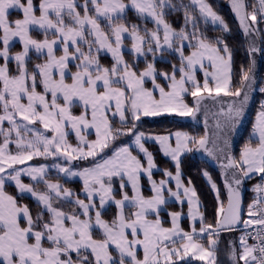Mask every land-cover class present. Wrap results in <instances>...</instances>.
Listing matches in <instances>:
<instances>
[{
    "label": "snow or ice",
    "instance_id": "6c2138e0",
    "mask_svg": "<svg viewBox=\"0 0 264 264\" xmlns=\"http://www.w3.org/2000/svg\"><path fill=\"white\" fill-rule=\"evenodd\" d=\"M88 3L89 0H84L82 5L84 13L81 15L77 11L79 5L76 0H40L38 9L40 14L37 16L33 0H0V43L3 44L0 48V58L5 61L0 65V109H2L0 136L3 137V142L0 143V259L3 264H117L109 251L110 246L113 245L120 254L118 264H125L126 257L130 258L129 264H178L188 256L205 261L206 264H215V249L218 243L216 238L221 231L235 230V226L241 222L246 229L257 226L253 236L257 243L248 244V238L252 233L242 234L239 237V247L242 250L239 260L244 261V264H264V184L257 185L254 189L258 196L248 206L249 219L244 221H241L239 191L242 178L248 177L251 173L264 174V103L261 104V110L254 124L253 134L258 138L256 146L246 144L239 159L231 155L226 156L227 163L223 167L233 170L232 180L230 182L225 180L228 193L226 206L219 200L217 186L214 183L211 185L217 193L219 202L215 224L205 222L199 212L195 190L184 187L180 181V157L183 153L193 150L190 145L209 151L206 148L207 136L196 138L177 131L153 138L164 155L170 156L176 163L177 191H172L171 188L167 190L177 200H181L182 195L187 198L189 216L193 221L199 218V234H207L208 248L196 241L195 237L198 233L195 223L191 232H185L180 228L178 220L181 213L179 212L170 214L173 225L171 228L162 227L159 218L154 221L147 219L149 212L159 215V206L165 203L164 191L167 181L162 180L159 184L151 181L154 159L152 153L142 143L148 137L142 132L135 131L136 121L141 117L174 113L180 117L195 119L201 110V92L211 94L213 91L210 88V79L215 83L214 90L217 95L223 92L224 96L232 98L226 108L223 106L220 108L218 115L225 118L226 125L235 126L243 117L250 99L249 91L252 90L255 82L252 76L253 68L250 66L247 70H241L239 85L233 87L232 57L228 46L224 44L220 47L222 42L219 40L216 44L209 43L205 38L197 37L194 31L191 38L197 43L191 45L194 49L191 54L185 56L183 46L176 49L181 57V66L178 69L180 78L177 79L175 67L171 75L161 74L165 79L170 80L169 90L166 91L156 83L155 69L151 64L138 76L121 55L123 34H130L134 41L133 49L140 55L144 54L142 45L145 43V37L139 34L135 25L130 30L124 24L115 22L128 7L123 0H90L94 9L93 15L89 14ZM192 4L199 7L200 13L205 18H210L213 24L219 23L223 30L227 31L224 20L204 0H192ZM170 6L169 0H131L132 8L138 13L152 17L157 24L156 31L146 33L150 37L148 51H153L151 47L153 41L157 49L161 47L160 26L163 28V42L168 47H172L174 37L181 41L189 40V35L183 30L177 33L165 22L163 9ZM232 7L240 19L245 34L256 32L255 25L264 22V0H258V6H252L251 13L246 11L248 6L244 0H233ZM10 10L21 11L23 18L10 21ZM100 18L109 22L115 46L110 35L101 28ZM185 19L186 21L189 19L187 11ZM86 26L88 35L94 37L91 41L85 38ZM193 27H196L195 23ZM33 29L43 30L46 38L42 41L33 39L30 35ZM50 32L54 39L47 38ZM14 38H18L22 43L23 51L10 57V41ZM58 42L63 46V55L59 57L55 55V46ZM80 42L88 44L87 52L80 47ZM93 45H99V48H106L112 53L115 64L111 68L100 66L98 59L92 53ZM70 46H74V52L69 51ZM30 49H35L37 53L46 50L47 54L46 62L37 64L31 73L26 66ZM250 51L255 53L258 49L253 46ZM10 59L16 61L17 75L9 74ZM70 59L79 63L76 65L77 71L71 73V83H66L65 73ZM205 59L208 61L207 67L212 69L211 72L205 67ZM197 66L204 71L202 86L195 78ZM54 70H58L59 79L55 78ZM38 76L44 89L42 93L37 91ZM145 77L152 78L153 90L144 87ZM189 83L191 89L185 86ZM156 89L159 91V99L154 95ZM259 91L264 93V86H261ZM187 93H190L195 100L193 106H189L184 101V95ZM49 94H51L50 101ZM25 99L27 103L23 102ZM61 99L63 103L59 102ZM75 101H79L83 108V112L78 116L73 115L71 111ZM113 108L115 110L112 111V115L119 116L122 126L131 123L126 130L115 128L109 120L108 113ZM5 121L9 125L8 128L3 127ZM37 124L42 125L45 131L34 127ZM68 126L75 130L78 140L76 146L69 144L66 139L65 129ZM216 127L222 128L219 121ZM89 128L95 129L94 141H88L81 135L82 129ZM123 135L134 136L133 143L146 158L147 168L138 156L132 154L129 145L113 150L111 156L102 158L92 167L84 168L82 171L74 172L69 168H59L61 172L80 176L84 181L88 202L75 200V204L80 209L79 213L75 211L69 213L53 207L52 193H55L57 198L63 196L65 200L73 195L60 184L44 181L48 191L37 192L31 185L21 182L22 174L28 175L34 181L43 180L44 166L21 169L14 167L23 165L37 156L62 155L69 164L73 160L95 158L109 148L112 141ZM173 137L175 146H173ZM11 144L15 145V153L10 151ZM209 155H212L211 151ZM9 169L11 171H8ZM142 172L147 173L152 182L154 195L150 199H145L140 194L139 179ZM165 175L172 178L170 172H165ZM113 177L121 179V189L130 184L134 195L129 198L125 192L123 199H114L111 183ZM6 180L15 181L21 193L27 192L36 197L37 201L44 205L50 218L45 220L43 213H40L33 219L27 206H19L17 199L5 192ZM95 196H99L101 209L109 200L119 208L117 217L111 223L102 219L101 211L95 210ZM126 201L137 209L133 213L134 218H127L124 214ZM93 210H95L94 224L91 216ZM81 216L85 218L81 219ZM22 220L26 222V226H22ZM38 225L39 230H37ZM94 225L102 230V239L93 238ZM129 229L133 237L131 240L128 238ZM141 233L143 239L138 238ZM174 237L180 238L179 247L174 246L177 244ZM44 241H47L49 246L45 247ZM166 242H170L173 246L169 247ZM137 246L143 248L142 260L137 259ZM81 250H90L94 259L89 260L88 256L81 255ZM73 252L77 254V260L72 259ZM257 252L259 255H254ZM232 258L236 259L235 247H232Z\"/></svg>",
    "mask_w": 264,
    "mask_h": 264
},
{
    "label": "trees",
    "instance_id": "16d2710c",
    "mask_svg": "<svg viewBox=\"0 0 264 264\" xmlns=\"http://www.w3.org/2000/svg\"><path fill=\"white\" fill-rule=\"evenodd\" d=\"M126 1V0H123ZM206 3L212 8V10L220 16L225 24L227 25V31L219 28H214L210 26L209 24L205 23L200 15V13L197 11V9L189 2V0H169L170 7H165L163 9L164 14V20L166 23H168L175 32H180L183 30L186 34L189 35V40L187 42L189 45L186 48H183L184 54H187L189 51H191L193 48L191 45L196 44V40L191 38V34L195 31L196 36L199 38H205L207 42L216 44V42L219 40L222 43L219 45L220 47H223L224 44H226L231 52V78H232V86L236 87L239 85V79H240V72L241 70H247L250 67V59H249V52L248 48L246 46V40L241 32L238 23L233 16L230 7H229V0H205ZM77 3L84 2V0H76ZM90 3V2H89ZM246 5L248 6L247 9H251L252 0H246ZM91 6V5H89ZM88 6V8H89ZM90 9V8H89ZM77 11L83 15L84 10L81 8V6H78ZM188 13L189 19L186 21L185 19V13ZM38 8H36V15H38ZM90 15H93L92 10L89 11ZM21 18V14L18 12H11L9 14V20L14 21L15 19ZM116 23H121L127 26L130 30L133 25H135L139 31V34L141 36L145 37V43L143 44L144 50H146L147 46H149L148 40L149 36L146 35V33L150 34L153 31H156L154 24L147 18L135 13L134 11L128 9L124 13V15L121 16V18ZM193 23H195L196 27H193ZM264 22L257 23L258 27L259 25L263 24ZM101 28L107 32L111 36V30L109 28V22L107 20L100 19ZM259 38L260 42H263L262 45H264V38L260 37L262 29H259ZM30 35L33 39L42 41L46 38V35L44 31L40 30H31ZM264 35V33H263ZM47 38L49 40L54 39L55 37L50 33L47 34ZM85 38L90 41L91 36L88 35L87 30L85 31ZM181 42L180 39L175 38L173 45L170 49L163 50L160 53L157 52L155 49V46L153 47V51H147L143 58L141 59H135L134 56L128 52V50L123 51L122 56L126 63L129 65V67L136 73H138L140 70L144 69L147 65L153 64L154 68L158 73H168L169 75L172 74L173 68H180L181 66V58L177 53V48L179 47V43ZM88 44H85L83 42L80 43V47L85 51V47ZM96 47V45H93V49ZM1 48V44H0ZM14 50H21V47L17 42L13 43L10 47L9 51ZM70 50V49H69ZM95 50V49H94ZM61 51V50H60ZM55 52L60 54L59 50L56 49ZM93 55L96 56V58L99 61V64L101 67L105 68H111L114 65V61L107 55L101 54L98 51H92ZM157 54H159V57H156ZM46 57L44 55H37L34 52H29L28 58L26 60V66L29 70V73H31L35 68L34 66L37 64H42ZM9 70L12 74L15 73V66L13 62H8ZM70 71L76 72L77 67L74 64H71L69 66ZM264 70V62L261 63L260 70ZM178 73L176 72V76ZM69 79V78H68ZM159 77L157 78V81H159ZM148 86V84H147ZM37 91L41 90V85L39 82V78L37 77ZM259 95H262L261 92ZM256 98V97H255ZM192 99H194L190 94H187L185 97V102L189 105L192 104ZM258 99H255L253 102V108L252 112L250 114V117L247 119L245 124L243 125L239 140L235 146L234 151L232 154L234 156L238 155V144L243 140V137L247 134L251 120L253 111L256 107V102ZM72 111L74 114H78L81 109L78 106H73ZM113 126L115 128H123V130H126V127H130L131 123L129 122L126 126H122L121 122L117 119H109ZM136 132H142L145 134H165L169 133L175 130H182L187 132L189 135L194 136V131L202 130L203 128L200 125H196L193 123L192 120L189 122H182L179 119L176 118H169V117H162L157 119H141L140 121L136 122ZM203 131V130H202ZM200 134V133H199ZM71 137L70 135H68ZM201 136H203L201 134ZM129 138V135H123L122 137H119L115 141L111 142V145L109 148L105 149L101 155H105L109 153V150L119 144H123L127 139ZM2 142V139L0 138V143ZM148 148L151 150V153L153 154V159L155 163L163 168L171 170L172 166L171 164L163 159L161 155L159 154L157 148L154 145L149 144ZM41 160L37 159L36 162H39ZM94 159H86V160H80L74 162V165L77 167H80L82 165H90ZM35 162V161H34ZM203 168H207L211 170V172L216 175L217 171L214 170L211 166H208L204 161L199 160L195 154H193L191 151L185 154L181 161H180V169L182 171L183 177L186 180H189L191 184L193 185V188L200 200V209L201 213L205 219L206 223L215 224L216 220V211L218 208V201L216 197L213 196L211 190L209 189L208 185L205 183L202 175L201 170ZM217 176V175H216ZM48 178H54L61 180L59 176L51 175L49 174ZM259 179V176H254L249 178L245 184V198H244V208L245 210L248 209V206L251 204V202L255 199V191L253 190L254 183ZM25 182V181H24ZM66 184V182H63ZM217 183L219 184L220 188L224 191V187L222 184V181L218 179ZM33 188L35 190L41 189L42 190V184L41 183H34L32 184ZM67 186L69 188H72L73 191L78 192V183L77 182H71L67 183ZM4 190L7 194L12 195L14 198L17 199V203L19 206H27L29 208V211L31 212L33 219L36 218V216L40 213H43V218L45 220L49 219L48 212L43 209L38 203H36L33 199H31L28 196H25L21 193H19L14 186L10 184H5ZM223 202H225V193H222V196L220 197ZM53 207L60 208L62 211L65 212H73L74 205L69 204L68 202L61 201L58 199L52 200ZM172 209H175L173 206H171ZM109 222L112 221V215L113 210H107L102 214ZM181 223L184 227V229L187 230V219L186 217H183L181 220ZM196 229L198 230L200 228V223L195 225ZM37 230H39V225L37 226ZM242 229H235L231 231H221L218 238L217 246H216V259L215 264H234V261L236 264H240L239 260V251L240 248L238 246V240L236 239L235 235L242 234ZM93 238L97 239L99 238V235L95 234L92 231ZM232 235V236H231ZM231 237V238H230ZM230 240H233V243H229ZM203 243L206 244V240H201ZM31 242V241H30ZM44 246L47 247L48 242L44 241ZM233 244V245H232ZM232 247L236 248V259L234 260L232 258ZM73 260H77V254H71ZM81 255L88 256L89 260H93L92 255L87 251H81ZM199 262V261H194ZM1 264V263H0Z\"/></svg>",
    "mask_w": 264,
    "mask_h": 264
},
{
    "label": "rangeland",
    "instance_id": "374dc122",
    "mask_svg": "<svg viewBox=\"0 0 264 264\" xmlns=\"http://www.w3.org/2000/svg\"><path fill=\"white\" fill-rule=\"evenodd\" d=\"M232 2H233V0H230L231 7H232ZM33 3H34V7L39 9L40 0H33ZM77 4L79 6H81V8H83L82 5L84 4V2H80V3H77ZM89 5H90V3H88V6ZM255 5H257V3H255ZM252 6L253 5H251V8H252ZM232 9H233V7H232ZM11 12H18V13L21 14V18H19V19H22L23 18V15H22V12L21 11L10 10V13ZM233 12H234V15L236 16L237 20L239 21L240 30L243 33V35L245 37V40H246V46H247L248 52H249L250 66L253 68L252 76L254 77V81H255L254 84H253V86H252V90L249 91L250 99H249V101H248V103H247V105L245 107L243 117L239 120V122L237 124H235V126H233L231 124L226 125L225 118L223 116L218 115V113H219L220 108L222 106L224 108L227 107L228 103L231 102L232 98L231 97L224 96L223 92H220V94L217 95V93L214 90L215 88H213V87L210 86V88L213 89V91L211 92V94H209L208 92H203V91L201 92V98H202L201 99V110H200V112L197 113L195 119L191 118V120L193 121L194 124H196L197 126L200 125L203 128L202 129L203 131L200 130V132H199L198 130H195L194 131V136L193 135H189L187 132L182 131V130H176V131L170 133V134H172V133H175V132L179 131V132L187 133L189 136H193V137H196V138H200V137L207 136L208 143L206 145V148L209 151L212 152V155H209V151H206L205 149H202L200 151V154H203L204 157H205V159H207V160H209V161H211L213 163H217L218 164L217 170H216L217 171V173H216L217 176L214 175L211 172V170H209L207 168H203L201 170V175H202L205 183L208 185L209 189L211 190L213 196L216 197V199H217V193L212 188L211 185L214 183L217 186V189L219 190V200L220 201H222L220 197L222 196V193L223 194L225 193V190L223 191L220 188V186L217 183V181H218V179L221 180V176L224 175V180L227 179L230 182L232 180V171H233L232 169H225L221 165H222V163H224L226 161V156L231 152V150H232V148L234 146V143L236 141V138H237L238 134L240 136V132H241V129H242L243 125L245 124V122L247 121V119L250 117V114H251L252 108H253L252 106H253L254 100L255 99H258L257 102H256V107H255V109L253 111L252 120H251V124H250L249 130H248L247 134L243 137V140L238 144V155L237 156H234V154H232V156L235 157L236 159H239L240 153H241V151L243 150V148L245 147L246 144H251L253 147L256 146V143L258 142V138H257L256 135L253 134L254 124L256 122V117L258 115V112L261 110V104L264 103V93H261L262 95H259V93H260L259 88L261 86H264V70H262V69L260 70L261 63L264 62V45H262L263 42H260V38H259V32H260V30L259 29L261 28L262 29L261 32H263V30H264V23L261 24V25H259V27L257 25V33H256V35H255V33L245 34V32L243 31V28H242V26L240 24L239 17L236 15V13H235L234 10H233ZM65 19H66V22H68L67 17ZM33 30H40V29H33ZM263 33L260 34L261 35L260 37H262V38H264ZM128 38H130V37H128ZM93 39H94V37L91 36L90 41L93 40ZM15 42H17L19 44V46L21 47V50L9 51V56L10 57H14V55L16 53L23 51V45L19 41L18 38H14L12 41H10V45L12 46V44L15 43ZM0 44H1V48H2L3 47V44L2 43H0ZM124 44L123 45L126 46V47L129 46V43L127 41H124ZM96 46H97V48H99V45H96ZM113 46H115V45H113ZM154 46H155V44H154V42H152L151 43V47L153 48ZM253 46L258 49V51H256L255 53H253V52L250 51V49ZM148 47L149 46H147V48H146L147 51H148ZM55 48L56 49L59 48L58 50H59L60 54L63 55V46H62V44H60L58 42L57 45L55 46ZM60 49L62 51H60ZM85 49H87V50H85V52H87L88 51L87 46L85 47ZM102 49H105L109 53V51L106 48H102ZM33 50L35 51V49H30L29 52H33ZM73 50H75V49H73ZM92 51H95V50L92 48ZM71 52H73V51H71ZM101 53H105V51L104 52H101ZM177 53L180 56V52L177 51ZM35 54H37V55H40L41 54V55L47 56L46 50H44V52H41V53H37L35 51ZM111 57L113 58L112 55H111ZM1 59H3V58H1ZM26 60H27V58H26ZM71 61H73V60H71ZM4 62L5 61L3 60V64H4ZM8 62H13L14 66H15V68H14L15 73L12 74V75H17L18 72H17L16 61L14 59H10ZM76 62L79 63V61H76ZM114 64H115V62H114ZM54 73L59 74L58 70H54ZM65 75H69L71 77V72L69 71V68H68V70H66ZM145 80L151 81V77H145ZM29 83H31V81H29ZM151 84H152V81L150 82V85ZM23 102L24 103H27L26 99ZM192 104L193 105L195 104V101H193V99H192ZM189 106H191V105H189ZM162 117L176 118V119H179V120L180 119H184V118H189V117H180V116L175 115L174 113L173 114H167V113H165L163 115L155 116V117H141V119H144V118H147V119H157V118H162ZM205 120H207L206 123H205ZM217 121L220 122V124L222 125V128H219L218 129L216 127ZM136 122H138V121H136ZM34 127L39 128L41 131H45L43 129V126L42 125L37 124ZM90 129H91V132L92 131L93 132L95 131V129H92V128H90ZM65 130L67 132V135L69 133L72 134V136L74 137V140L76 141L75 143H72V142L68 141V139L66 138L67 141H68V143L71 144V145H73V146H76L78 144V140H77V137L75 135V131L73 129H71V128H69L68 130L67 129H65ZM83 131H85V129H83ZM46 134L51 135V133H46ZM201 134L203 136H201ZM81 135H83V132H81ZM144 135H145V137H148L147 140L142 141V143H144V146L146 147L145 142L146 143H149V144H155L157 150L159 151V154L161 155V157H163L164 159H167L168 157H166V155H164V153L161 150L159 144L156 141L154 142L153 140H151L152 138H154L156 136H160V135H157V134H145V133H144ZM29 136H31V134H29ZM120 137H122V136H120ZM129 137H131V141L129 143H127V144H124V145H129L131 149L135 150V154L144 163L143 164L144 167L147 168L146 158L144 157L143 153H140L139 152V150L136 148L135 144L133 143L134 136L129 135ZM173 140H174V137H173ZM121 146H123V145H121ZM173 146H175V144H173ZM190 147L193 148V150L191 152L194 154V150L196 149V147L195 146H191V145H190ZM146 148L148 149L149 152H151V150L148 147H146ZM185 153H183V154H185ZM89 158H92V157H89ZM101 158H102V156L100 155L96 160L99 161ZM59 159L63 160V162H65V164H66V161H64V159L62 157L59 158ZM168 159H170V162L172 163V165L175 166V169H174L175 171L170 172V173H172V178H169L167 175H165V172H169V171H166V170L162 169L161 167H159L157 164L154 163L155 164V168H152L151 169V173H152V175H151V181H155L157 184H159V182L162 181V180L163 181H171V183H172V185H171L172 191H177V188H176V179H175L176 172H177L176 163H175V161H173L171 159V157L168 158ZM180 159H181V157H180ZM77 161H80V160H77ZM21 168H22V166H20V165L17 166V169H21ZM59 168L60 167H58V166L55 167L54 168V171L56 172V174L61 175L64 172H61L59 170ZM8 171H11V170H8ZM205 173H207L208 175L207 176L204 175ZM261 175H263V174L251 173L248 177L242 178V184L239 186V189H243L244 188V184H245V182L249 178L254 177V176H259V178H260ZM44 179L43 180H40L38 182H43L44 183V181H45ZM114 179H116V178H114ZM124 180H125V183H127V178L126 177L124 178ZM184 180H185L186 183H188V187H190V188L193 187V185L191 184V182H189V180H186L185 178H184ZM151 181L149 180V178L145 180V182L149 183L150 186L152 187V182ZM118 182H119L118 189L117 188L115 189V187L112 186L113 187V191L115 190L116 192H120V194H119V195H121V198L120 199H123V195H124L125 192L129 196V198H131L134 195V192H133V190L131 188V185L130 184H127V186L124 189H121L120 188V184H121V179L120 178H119V181ZM144 187H146V186L144 185ZM148 189H150L152 193L151 194H145V195H143V197L145 199H150L154 195V192L152 191V188L149 187ZM68 190L74 195L73 190H71L69 188H68ZM165 191H167L168 195L171 196L169 194L168 190L165 189ZM180 191L182 193L183 189L181 188ZM19 193H21V192H19ZM21 194L24 195V194H26V192L21 193ZM184 198H186V197H184ZM75 199H76V197L73 196L72 198L70 197L66 201H70V202L74 203ZM74 205H75V203H74ZM97 205L100 208V204H96V209L95 210H98ZM218 207H219V202H218ZM73 209L77 213L80 212L79 207L76 206V205L73 207ZM95 210L92 211L91 215L93 213H95ZM100 210H103V209H100ZM135 211H137V209L134 208V207H132L130 205V203L127 201V203H125V207H124V214H125V216L129 217L130 215H132V218H134L133 213ZM173 212H179V213H181L180 218L178 220V223L179 224H180V220L183 217L186 216V218H189V208H187L186 212L183 213L182 208H179L178 210H176V209L175 210H172L171 206L170 207L169 206H164L163 209H160L159 210V215L157 216V214H155L154 217L156 219L159 218L160 221L167 220L168 221V226H169V228H171L173 225H172V217H171L170 214L173 213ZM200 214H202V213H200ZM116 217H117V214H115V218ZM94 220L95 219H93V224H94ZM244 220H247L246 219V216L244 217L243 221ZM151 221H154V219H151ZM196 222L200 223L199 220L196 221ZM242 224H243V222H242ZM22 226H26V222L23 221V220H22ZM191 229L187 230V232H191ZM96 231H98V232H96ZM96 231L93 230V232L95 234H97V235H100L101 234V236L103 238V232H102V230L99 229L98 227H96ZM127 232L130 234L131 233V230L129 229V230H127ZM197 233H198V235L195 237L196 238V241L198 243L204 245V247L208 248L209 247V244H208V236H207V234H199V229H198ZM241 235L240 234H238V235L236 234L235 235L236 239L238 240V246H239V237ZM129 236H130V237H128L129 240L133 239V237L131 235H129ZM138 238L139 239H143V234L141 233ZM174 239L177 240L178 237H174ZM201 240H206V244L203 243ZM230 241L233 243V240H230ZM166 243H170V242H166ZM172 246H173L172 244L169 245V247H172ZM174 246L175 247H179V240H177V244L174 245ZM137 249H141V251L139 253L136 251L137 259L142 260L143 259V255H144L143 248L141 246H137L136 250ZM109 251L112 253V256L115 258V260L117 261V264H118V261H119V258H120V254L115 249V246L114 245L113 246H110ZM241 251L242 250L240 249L239 255H240ZM72 254H76V253H72ZM192 259H196V258L193 257V256H188V257H185V259L182 262H183V264H187V262H189ZM215 259H216V251H215ZM129 260H130V258H127L126 257L125 258V264H129ZM198 261H200V263H191V264H206L205 261H201V260H198ZM180 262L181 261H179L178 264H180ZM0 263L3 264L2 259H0ZM234 264H236L235 261H234ZM240 264H244V261L240 260Z\"/></svg>",
    "mask_w": 264,
    "mask_h": 264
},
{
    "label": "crops",
    "instance_id": "0c3cea01",
    "mask_svg": "<svg viewBox=\"0 0 264 264\" xmlns=\"http://www.w3.org/2000/svg\"><path fill=\"white\" fill-rule=\"evenodd\" d=\"M89 2H90V0H89ZM128 7L126 8V10H128V9H130V10H132V11H134L135 13H137V14H139V15H141V16H143V17H145V18H147V19H149L153 24H154V26H155V29L157 30V24L155 23V21H154V19L152 18V17H150V16H147V15H145V14H141V13H138L134 8H132L131 7V0H126V1H123ZM189 2L192 4V0H189ZM204 2L206 3V1L204 0ZM252 5L254 6L255 5V3H257V5H258V0H252ZM244 3L246 4V0H244ZM228 4H229V7H230V10H231V12H232V14H233V16L235 17V19H236V21H237V23H238V26H239V28H240V25H239V21L237 20V18H236V16L234 15V12H233V9H232V7H231V5H230V0H229V2H228ZM90 5H91V3H90ZM193 5V4H192ZM256 5V6H257ZM196 9H197V11L200 13V11H199V7L197 6V5H193ZM89 10H92V12H93V14H94V9H93V7H92V5L91 6H89ZM126 10H125V12H126ZM246 11L248 12V13H251L252 11H253V7L251 8V9H247L246 8ZM124 12V13H125ZM124 13L122 14V15H124ZM39 12H38V15L37 16H39ZM200 15H201V17H202V19H203V21L205 22V23H207V24H209L210 26H212V27H214V28H219V29H223L222 28V26H220L219 25V23H216V24H213L212 22H211V19L210 18H205L201 13H200ZM100 19H103V18H100ZM259 19V18H258ZM103 20H105V19H103ZM255 27H256V29H257V24L255 25ZM86 30H87V26H86ZM40 31H42V30H40ZM253 33H255V35H256V33H257V31L256 32H253ZM159 36H160V43H161V47L159 48V49H157L156 47H155V49L157 50V52L158 53H160L161 51H163V50H167V49H170L171 47H168V45H166V44H164V42H163V28H162V26H160V29H159ZM128 37H130V38H128ZM110 38L112 39V41H113V45H114V37L113 36H110ZM174 39H175V37L173 38V42H174ZM124 41H127L128 43H129V46H124L125 44H124ZM122 44H121V55H122V53H123V51H125V50H128V52L129 53H131L133 56H134V58L135 59H141V58H143L144 57V55H145V53L147 52L146 50H144V54L143 55H140V54H138V53H136L135 51H134V49H133V43H134V41H133V39L131 38V36H130V34L129 33H125V34H123V36H122ZM154 42V41H153ZM173 42H172V45H173ZM81 43V42H80ZM179 43V47L178 48H181V46H183V48H186L188 45H189V43L187 42V40H184V41H181V42H178ZM196 43H197V41H196ZM124 44V45H123ZM132 44V45H131ZM154 44H155V42H154ZM142 47H143V45H142ZM57 49H59V48H57ZM70 50V52L71 51H73L74 52V46H70V48H69ZM96 51H97V46L94 48ZM143 49H144V47H143ZM55 50H56V48H55ZM61 50V49H60ZM194 49H192L191 51H189L187 54H184L185 56H187V55H190L191 54V52L193 51ZM62 51V50H61ZM105 51V53H101V52H104ZM33 52L35 53V51L33 50ZM99 53H101V54H105V55H107V56H109L113 61H114V59L111 57V55H112V53L111 52H107L105 49H102V48H99V51H98ZM107 53V54H106ZM41 55V54H40ZM55 55L57 56V57H59V56H61L62 54H57L56 52H55ZM45 56V55H44ZM46 57V59L44 60V62L43 63H45L46 62V60H47V56H45ZM156 57H159V54H157V56ZM181 58V57H180ZM124 59V58H123ZM70 62H69V64H68V66H70L71 64H74V65H77L78 64V62H76L77 60H73V61H71V59L69 60ZM125 61V60H124ZM73 62V63H72ZM115 62V61H114ZM126 62V61H125ZM42 63V64H43ZM204 64H205V67H206V69H207V71H209V72H211L212 71V69L211 68H209V67H207V65H208V61L205 59V61H204ZM0 65H3V59H1L0 58ZM152 66H153V64H151ZM36 66V65H35ZM35 66H34V68H35ZM69 68V67H68ZM103 68H105V67H103ZM153 68H154V66H153ZM131 69V68H130ZM148 69V65L144 68V69H142V70H140L138 73H136L138 76H139V74L140 73H142V72H144V71H146ZM155 69V68H154ZM177 69V73H178V75H177V79H179L180 78V72L178 71V69L179 68H176ZM132 70V69H131ZM69 71H70V69H69ZM133 71V70H132ZM71 73H74V72H72V71H70ZM9 74L10 75H12V73L10 72V70H9ZM155 76H156V83L157 84H159L161 87H164L165 88V90L166 91H168L169 90V84H170V80H167V79H165L164 78V76L163 75H161L162 73H158L157 71H156V69H155ZM54 75H55V78L56 79H59V74H57V73H54ZM171 75V74H170ZM160 78L159 79V81H157V78ZM38 78H39V82H40V77L38 76ZM69 78V79H68ZM195 78H196V80L201 84V86L203 85V81H204V71L203 70H201L200 68H199V66H197L196 67V70H195ZM65 81H66V83H71V77L69 76V75H65ZM151 81H152V78H151ZM151 81H148V80H145V82H144V87L146 88V89H148V90H153V88H154V86H153V83L150 85V82ZM147 84H148V86H147ZM40 85H41V90L42 91H38V92H43L44 91V89H43V86H42V84L40 83ZM121 86H123V84L121 85ZM186 87H188L189 89L191 88V84L189 83V84H186L185 85ZM210 86L211 87H213V88H215V83L214 82H212L211 81V79H210ZM187 94H190V93H187ZM187 94H185L184 95V99H185V97L187 96ZM154 95H155V97H156V99H159V91H158V89H156V90H154ZM48 99H49V101L51 100V94H49L48 95ZM185 101V100H184ZM193 101H195L194 99H193ZM60 103H63V101H62V99L59 101ZM186 103V102H185ZM74 106H78L80 109H81V111L78 113V114H74L73 113V111H72V109H71V111H72V114L73 115H80L82 112H83V108L80 106V102L79 101H75V103H74ZM112 111H114V108L108 113V115H109V119H117L118 121H120L119 120V117H118V115H116V116H113L112 115ZM0 112H2V109H0ZM89 118H90V116H89ZM3 127L4 128H8L9 127V125H8V123H7V121H5L4 122V124H3ZM69 128H71L70 126H68L66 129L68 130ZM72 129V128H71ZM74 130V129H73ZM75 131V130H74ZM176 131V130H175ZM81 132H83V135L87 138V140L88 141H94L95 139H96V136H95V131L93 132H91V129L89 128V129H85V131H83V129H82V131ZM172 132H174V131H172ZM171 132H169V133H165V134H157V135H160V136H166V135H169ZM68 135H70L71 137H69ZM67 135V139H68V141H70V142H72V143H75L76 141L74 140V137L72 136V134H68ZM157 137V136H156ZM0 138L2 139V142H3V137L2 136H0ZM151 140H153L154 142H155V140L152 138ZM131 141V137H129L123 144H119V145H116V146H114V147H112L110 150H109V153L108 154H105V155H101V153L97 156V157H95V158H88V159H94V161L90 164V165H82V166H80V167H77V166H75V165H71V164H69V163H66L65 164V162H63V160H61V159H59V158H55L54 156H47V157H45V156H37V157H34L32 160H29V161H26V163L25 164H23V165H20V166H22V168H28V167H41V166H44L45 167V172H44V176H43V179L45 180V181H47V182H49V183H58V184H60L61 186H62V188H66V189H68L69 188V186H67L66 184L68 183H71V182H77L78 183V192H75V191H73L74 192V195H72L71 196V198L73 197V196H75L76 197V199H80V200H84L85 201V203H87L88 202V199H87V194H86V192H85V190H84V181H83V179H82V177H80V176H72V175H68V174H66V173H63V174H61V175H59V174H56V172L54 171V168L55 167H63V168H69L71 171H74V172H78V171H82L84 168H89V167H92L96 162H99L102 158H106V157H109V156H111L112 155V153H113V150H115V149H117V148H119L121 145H124V144H127V143H129ZM1 142V143H2ZM173 144H174V140H173ZM145 145H146V147H148V145H149V143H146L145 142ZM151 145H154L155 147H156V145L155 144H151ZM132 150V154L133 155H136L135 154V150H133V149H131ZM10 151L11 152H13V153H15V151H16V148H15V145L14 144H11L10 145ZM159 152V151H158ZM188 152H186L185 154H187ZM185 154H183L182 156H181V159H182V157L185 155ZM102 156V158L99 160V161H97L96 159L99 157V156ZM137 156V155H136ZM166 157H168V158H170L169 156H166ZM163 158V157H162ZM165 159L166 161H168L170 164H171V166H172V169L171 170H168V169H164V170H166V171H169V172H172V171H175L174 169H175V166H173L172 165V163L170 162V159ZM37 159H39V160H41V161H39V162H36V160ZM164 159V158H163ZM181 159H180V161H181ZM35 161V162H34ZM83 161V160H82ZM142 162V161H141ZM154 163H155V161H154ZM142 164H144L143 162H142ZM156 164V163H155ZM155 164H154V167L153 168H155ZM17 166H19V165H16V166H14L16 169H17ZM163 169V168H162ZM9 170H11V169H9ZM49 174H51V175H55V176H59V178L61 179V180H58V179H54V178H48V176H49ZM155 174V173H154ZM140 179H139V190H140V194H142V195H145V194H151L152 192H151V190L150 189H148L149 187L150 188H152L151 186H150V184L149 183H147V182H145V180L146 179H148L149 177H148V175H147V173H145V172H142L141 173V175H140ZM114 178H116V179H114ZM20 179H21V182L22 183H24V184H28V185H31V186H33L32 184H34V183H41L42 184V190L41 189H39V191L38 190H36L37 192H47L48 191V189L46 188V186H45V183H43V182H38V181H40V180H38V181H33L32 179H31V177H29L28 175H25V174H22L21 175V177H20ZM145 179V180H144ZM25 181V182H24ZM119 177H113V179H112V181H111V183H112V186L113 187H115V189L117 188L118 189V187H119ZM180 181H181V184L184 186V187H188V183H186L185 182V180H184V178H183V174H182V171H181V169H180ZM63 182H66V184H64ZM143 183V184H142ZM5 184H10V185H12V186H14L15 187V189L17 190V191H19V189L16 187V185H15V181H13V180H6L5 181ZM144 185L147 187H144ZM171 185H172V183H171V181H167V184H166V186H165V189L167 190L168 188H171ZM192 187V186H191ZM193 188V187H192ZM69 189H71L72 190V188H69ZM20 192V191H19ZM81 195H80V194ZM77 194V195H76ZM115 194V195H114ZM120 194V192H116L115 190L113 191V195H114V199H117V200H119L120 198H121V195H119ZM25 196H28V197H30L31 199H33L36 203H38L43 209H45L44 208V205L43 204H41V203H39L38 201H37V199H36V197H34V196H32L30 193H27L26 192V194H24ZM119 195V196H118ZM52 196H53V199H58V200H61V201H65V202H68L69 204H73L74 205V203H75V201H74V203H72V202H70V201H66L64 198H63V196H61V197H59V198H57V197H55V193H52ZM164 198H165V203L164 204H162V205H160L159 206V210L160 209H163V207L164 206H173L176 210H178L179 208H182V211H183V213H185L186 212V210H187V208H189V205H188V203H187V199L186 198H184L183 197V195L181 196V200H177L176 199V197H174V196H169L168 195V193H167V191H164ZM75 199V200H76ZM196 200H198V204H199V212L201 213V209H200V206H201V204H200V201H199V199H198V197L196 196V198H195ZM94 202H95V204H100V201H99V196H95L94 197ZM125 203H127V201L125 202ZM76 205V204H75ZM74 205V206H75ZM77 206V205H76ZM97 208H98V210L99 211H101V215L105 212V211H107V210H113V215H112V221L115 219V214H117L118 215V211H120L119 210V208L116 206V204L112 201V200H109L106 204H105V206H104V208H103V210H100L101 208H99L98 207V205H97ZM175 209H172V210H175ZM46 210V209H45ZM47 211V210H46ZM156 213L155 212H149L148 213V215H147V219L148 220H151V219H154V220H156V218L154 217V215H155ZM92 218L93 219H95V213H93L92 215ZM127 217V216H126ZM186 217V216H185ZM85 217H83V216H81V219H84ZM127 218H132V215H130L129 217H127ZM102 219H104L105 221H107V222H109L103 215H102ZM183 219V218H182ZM181 219V220H182ZM187 219V230H189V229H191L192 228V225H193V223H195V225L196 224H199L198 222H196V221H198L199 220V218H197L195 221H193L191 218H190V216H189V218H186ZM181 220H180V224H179V226H180V228L183 230V231H185V232H187V230L186 229H184V227H183V225H182V223H181ZM111 221V222H112ZM111 222H109V223H111ZM70 223V222H69ZM161 226L162 227H164V228H169V226H168V221L167 220H163V221H161ZM93 230H95L96 231V226L94 225V227H93V229H92V231ZM198 231V230H197ZM96 232H98V231H96ZM100 234V233H99ZM129 235H131V234H129L128 233V237H130ZM102 238V236H101V234L99 235V238H97V239H101ZM95 239V238H94ZM177 240H179L180 241V238L178 237V239ZM32 242V241H31ZM169 245L171 244V243H168ZM81 251H84V250H81ZM138 253L141 251V249H137L136 250ZM88 252L90 253V250H88ZM73 253H75V252H73ZM72 254V253H71ZM91 254V253H90ZM110 254L112 255V253L110 252ZM113 257V256H112ZM94 259V258H93ZM113 259L115 260V258L113 257ZM118 259V258H117ZM194 261H198V260H196V259H192V260H190L189 262H187V264H191V263H196V262H194ZM3 262V261H2ZM179 263V262H178ZM197 263H200V261L199 262H197ZM180 264H183V262L181 261L180 262Z\"/></svg>",
    "mask_w": 264,
    "mask_h": 264
},
{
    "label": "water",
    "instance_id": "95a60500",
    "mask_svg": "<svg viewBox=\"0 0 264 264\" xmlns=\"http://www.w3.org/2000/svg\"><path fill=\"white\" fill-rule=\"evenodd\" d=\"M190 120H191V117H189V118H184V119H180V121H182V122H189ZM238 139H239V134H238V136H237V138H236V141H235V143H234V146H233L231 152H230L228 155H231V156H232V152H233V150H234V148H235V146H236V144H237V142H238ZM202 149H203V148H200V149H197V148H196V149L194 150V154L196 155V157H197L199 160L204 161L208 166H211L214 170H217V166H218L217 163H213V162H211V161L205 159L204 155H203V154H200V151H201ZM228 155H227V156H228ZM56 157H62V158L64 159V161L68 162V161H67L62 155H57ZM73 162H74V160H73L71 163H73ZM226 163H227V160H226L224 163H222L221 166L223 167V165L226 164ZM221 181H222V184H223V187H224V190H225V202H224V204H225V206H226V205H227V197H228V193H227V188H226V185H225L224 175L221 176ZM239 191H240V194H241V221H242V220H243V217H244V198H245V190H244V189H239ZM240 225H241V223L237 224V225L235 226V229H239V228H240ZM224 231H228V230H224Z\"/></svg>",
    "mask_w": 264,
    "mask_h": 264
},
{
    "label": "built area",
    "instance_id": "2783aa9c",
    "mask_svg": "<svg viewBox=\"0 0 264 264\" xmlns=\"http://www.w3.org/2000/svg\"><path fill=\"white\" fill-rule=\"evenodd\" d=\"M262 176H264V175H262ZM262 176L255 182V184L253 186V189H255L257 185L264 184V180H262ZM255 196H256L255 197V199H256L257 196H258V193L256 191H255ZM253 201L251 202V204L253 203ZM246 219H249V217H248V209L246 210ZM241 229L243 230L242 231V234H244L245 232L252 233V236H249V238H248V244L249 245H253V244L257 243V241L255 239H253V236L255 235V232L257 230V226H250V227H248L246 229L245 226H244V224H243L241 226ZM254 255H259V253L258 252L257 253H254Z\"/></svg>",
    "mask_w": 264,
    "mask_h": 264
}]
</instances>
